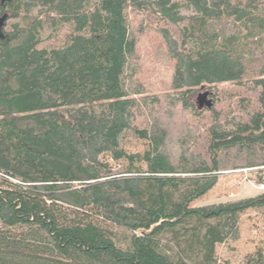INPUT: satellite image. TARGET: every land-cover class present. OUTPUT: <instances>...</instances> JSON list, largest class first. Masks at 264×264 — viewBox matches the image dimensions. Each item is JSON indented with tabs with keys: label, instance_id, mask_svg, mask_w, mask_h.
Instances as JSON below:
<instances>
[{
	"label": "trees",
	"instance_id": "1",
	"mask_svg": "<svg viewBox=\"0 0 264 264\" xmlns=\"http://www.w3.org/2000/svg\"><path fill=\"white\" fill-rule=\"evenodd\" d=\"M224 84L243 113L191 102ZM255 168L264 0H0V264H231L264 192L193 203Z\"/></svg>",
	"mask_w": 264,
	"mask_h": 264
},
{
	"label": "rangeland",
	"instance_id": "2",
	"mask_svg": "<svg viewBox=\"0 0 264 264\" xmlns=\"http://www.w3.org/2000/svg\"><path fill=\"white\" fill-rule=\"evenodd\" d=\"M219 89L221 93L217 95L215 89L201 90L199 88L191 93V102L205 115H209L206 110L212 100H215L216 108L220 111L233 110L238 114L243 113L239 100H237L239 96L235 97L231 93V89L237 91L239 87L224 84L219 86ZM246 91V89H239L237 93L243 96L244 93H247ZM205 93L209 94L205 95ZM214 95H216L215 98ZM122 146L128 153H144L150 148V143L138 138L133 132H126L122 137ZM102 160L113 167L125 164V161H116L109 154L103 155ZM243 170L245 169L221 174L217 186L207 195L196 200L193 205L203 207L215 203L251 198L264 192V187L259 182V180L264 181V168H255L250 172H242ZM260 249H264V216L249 211L240 221L238 238H231L226 243L219 245L217 252L223 262L247 264L249 256L257 253Z\"/></svg>",
	"mask_w": 264,
	"mask_h": 264
},
{
	"label": "built area",
	"instance_id": "3",
	"mask_svg": "<svg viewBox=\"0 0 264 264\" xmlns=\"http://www.w3.org/2000/svg\"><path fill=\"white\" fill-rule=\"evenodd\" d=\"M252 169H245L242 172H250ZM262 186L264 187V182L262 183Z\"/></svg>",
	"mask_w": 264,
	"mask_h": 264
}]
</instances>
